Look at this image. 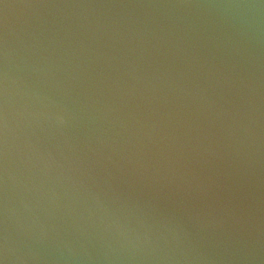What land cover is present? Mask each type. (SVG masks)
Masks as SVG:
<instances>
[{
    "label": "water",
    "instance_id": "obj_1",
    "mask_svg": "<svg viewBox=\"0 0 264 264\" xmlns=\"http://www.w3.org/2000/svg\"><path fill=\"white\" fill-rule=\"evenodd\" d=\"M3 264H264V0H0Z\"/></svg>",
    "mask_w": 264,
    "mask_h": 264
},
{
    "label": "snow or ice",
    "instance_id": "obj_2",
    "mask_svg": "<svg viewBox=\"0 0 264 264\" xmlns=\"http://www.w3.org/2000/svg\"><path fill=\"white\" fill-rule=\"evenodd\" d=\"M0 264H3V261L2 260H0Z\"/></svg>",
    "mask_w": 264,
    "mask_h": 264
}]
</instances>
